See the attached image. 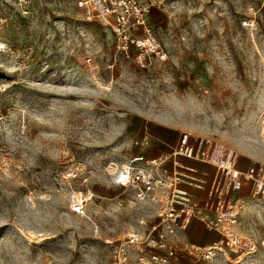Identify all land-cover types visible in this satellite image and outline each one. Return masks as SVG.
Instances as JSON below:
<instances>
[{"label":"rangeland","instance_id":"374dc122","mask_svg":"<svg viewBox=\"0 0 264 264\" xmlns=\"http://www.w3.org/2000/svg\"><path fill=\"white\" fill-rule=\"evenodd\" d=\"M0 17V264H110L156 207L106 168L144 146L159 143L156 153L188 133L243 167L264 164V0L153 7L148 24L168 58L145 65L76 0H0ZM76 189L92 192L82 214L71 210ZM244 194L238 229L254 256L224 248L207 258L198 241L207 233L188 227L172 264H264V196Z\"/></svg>","mask_w":264,"mask_h":264},{"label":"built area","instance_id":"2783aa9c","mask_svg":"<svg viewBox=\"0 0 264 264\" xmlns=\"http://www.w3.org/2000/svg\"><path fill=\"white\" fill-rule=\"evenodd\" d=\"M76 1L86 20L104 22L115 35L118 50L126 56H136L141 65L146 64L148 57L168 58L148 24L151 9L165 8L166 0ZM248 20L244 24L252 26L254 20ZM5 47L6 43L0 40V50ZM159 145L144 146L133 157L106 168L124 191L130 190L138 201L156 207L154 218H141L136 227H130L125 240L114 248L110 264H129L133 252L139 264H172L177 243L193 220L220 234L219 244L214 241L200 246L205 257L211 258L224 248L248 258L254 256L257 244L238 229V223L246 188L254 198L264 196V164L243 167L234 151L220 152L207 146L202 138L192 140L188 133L182 134L175 144L153 153ZM187 160L213 166L212 179H208V173L186 164ZM81 169L76 166L70 176L81 175ZM192 188L206 190V196L192 194ZM121 194L114 197L118 206L126 201ZM91 197V191L72 190L71 210L82 214Z\"/></svg>","mask_w":264,"mask_h":264},{"label":"crops","instance_id":"0c3cea01","mask_svg":"<svg viewBox=\"0 0 264 264\" xmlns=\"http://www.w3.org/2000/svg\"><path fill=\"white\" fill-rule=\"evenodd\" d=\"M155 13L156 12L153 9L152 14H155ZM251 157L256 158L258 156H251ZM192 161L193 160H187L186 164H189L191 166H195V167L199 168L201 171L208 173V179H209L211 168L214 169V167L210 166L208 164H200V165L194 164ZM214 173H215V170H214ZM191 191H192V194H194V195H201L203 197L206 196V190H197V189L192 188ZM189 228H196L198 231H201L203 233H207L206 238L198 239V241H200L201 243H204L203 245H206L208 243L215 241V238L217 236V233L215 231L208 229L207 227H205L204 224H202L201 222H199L197 220H193L192 223L189 225ZM205 240H209V242H206ZM203 245H200V246H203Z\"/></svg>","mask_w":264,"mask_h":264},{"label":"bare ground","instance_id":"6f19581e","mask_svg":"<svg viewBox=\"0 0 264 264\" xmlns=\"http://www.w3.org/2000/svg\"><path fill=\"white\" fill-rule=\"evenodd\" d=\"M253 150V149H252ZM235 153V152H234ZM251 156H258V154L256 152H250Z\"/></svg>","mask_w":264,"mask_h":264}]
</instances>
